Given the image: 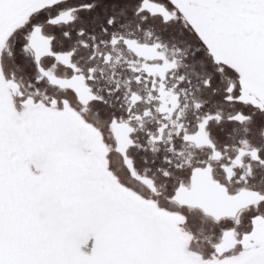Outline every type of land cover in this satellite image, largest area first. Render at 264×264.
I'll list each match as a JSON object with an SVG mask.
<instances>
[{
    "label": "snow or ice",
    "instance_id": "obj_1",
    "mask_svg": "<svg viewBox=\"0 0 264 264\" xmlns=\"http://www.w3.org/2000/svg\"><path fill=\"white\" fill-rule=\"evenodd\" d=\"M0 264H264V0H0Z\"/></svg>",
    "mask_w": 264,
    "mask_h": 264
}]
</instances>
